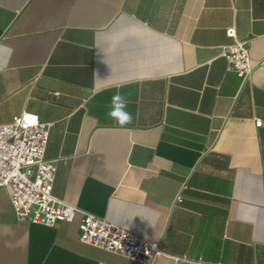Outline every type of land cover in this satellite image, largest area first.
<instances>
[{
  "label": "crops",
  "instance_id": "1",
  "mask_svg": "<svg viewBox=\"0 0 264 264\" xmlns=\"http://www.w3.org/2000/svg\"><path fill=\"white\" fill-rule=\"evenodd\" d=\"M232 27L264 61V0H0V125H52L54 196L160 242L153 264H264V66L228 71ZM80 221L20 222L0 187V264H146L83 244Z\"/></svg>",
  "mask_w": 264,
  "mask_h": 264
},
{
  "label": "built area",
  "instance_id": "2",
  "mask_svg": "<svg viewBox=\"0 0 264 264\" xmlns=\"http://www.w3.org/2000/svg\"><path fill=\"white\" fill-rule=\"evenodd\" d=\"M226 36L232 43L222 47L221 56L228 71L249 79L264 61L253 62L249 43L238 38L236 28L227 29ZM262 125L261 120L256 122V127ZM51 126L33 113H23L0 125V187L9 190L17 219L55 228L59 223H74L80 215L79 239L83 244L146 264L167 256L160 242H150L54 196L57 165L46 158Z\"/></svg>",
  "mask_w": 264,
  "mask_h": 264
},
{
  "label": "clouds",
  "instance_id": "3",
  "mask_svg": "<svg viewBox=\"0 0 264 264\" xmlns=\"http://www.w3.org/2000/svg\"><path fill=\"white\" fill-rule=\"evenodd\" d=\"M14 53L13 47L0 44V71H4ZM128 99L119 92L112 96L107 117L115 121L119 126H126L133 122V114L127 110Z\"/></svg>",
  "mask_w": 264,
  "mask_h": 264
}]
</instances>
